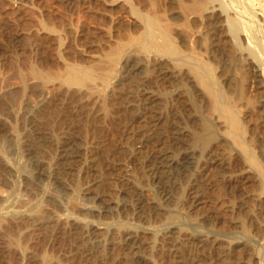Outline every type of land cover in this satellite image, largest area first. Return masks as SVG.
I'll return each instance as SVG.
<instances>
[{"label": "rangeland", "instance_id": "374dc122", "mask_svg": "<svg viewBox=\"0 0 264 264\" xmlns=\"http://www.w3.org/2000/svg\"><path fill=\"white\" fill-rule=\"evenodd\" d=\"M180 1L182 0H0V103H1L0 104V111H1L0 119L3 121V122L0 121V126H1L0 127V139L2 138L0 140V145L7 143L9 147L11 146L10 151L12 152L11 153L8 152L6 154H11V156L15 155L16 157L15 156L14 157L16 160L15 159L14 160L15 162L18 160V163L16 162V164H17V167L19 166V169L17 167L16 168L14 167L15 169L13 167L11 168L9 164L10 161L9 163L8 161H6V163L9 164L8 166L6 165V163L0 166V188H1L0 191H2V193L0 192V195H2V197L1 196L0 197L3 198L6 196L4 192L8 193L9 195L10 191L7 188L12 190L10 186H15V184L18 183V185L17 184L16 185L18 189H20L18 190L19 196L22 195L24 199L30 202L31 200L35 201L36 200L35 198H37L35 196L37 192L35 193V191H41L42 188L44 189L45 197L48 195L50 196L51 200L53 199L55 201V203L60 202V205L62 204L63 208L67 207L68 203H69L68 206H71L73 201L77 200L76 203H73V205L76 204V207L75 205L71 206L72 208L77 209L75 210L71 208L72 211L75 210V213L78 214L76 217L74 216L76 219L78 218L77 220L80 219L81 221L82 219L88 222L90 220L89 223H94L97 221L98 223H102L105 225L108 224V226L111 227L110 229H104L103 230L104 232L103 233L101 232L102 234L98 236L99 238L105 237L104 242L101 244L102 246L100 247L101 249L99 252L100 255L107 254V252H109V250L111 249L109 248L111 247V243L117 242L121 239L122 237L120 233L121 231L118 230L119 225L123 228L124 226H132V224L135 223L134 225L136 227L138 225L139 227H141V229L155 227L156 228V229L154 228L155 231L157 230L159 232H162L166 229L163 227L167 224L166 223L168 221L167 216L171 213H174V214L179 213L181 216H184L186 219H188L189 221L187 222L189 223L190 222L194 223L195 221V223L200 224L199 229L202 231L200 232L201 237H202L201 239L206 237V235L203 233H207V230H210V229L218 232L222 236H225V234L243 235V232H245L248 235L250 233L251 237L250 236L249 237L252 239L251 241L255 242V243L254 242L252 243L255 244L254 246H257L255 247L257 248L256 250L257 253L259 252L262 253L263 251H261V249L264 250V229L261 233L259 232L256 233L257 230L255 229L253 224L251 225V223H249L247 219L245 218V223H244L245 225L244 224L243 225L249 231H241L244 229L242 227V229L240 230L242 224H240L239 221L241 220L240 218L242 216L240 213L241 210H239V208L237 207V204H234L236 205V208H237L236 210L226 211L225 209L235 202L239 204V202H241V195L240 196L236 195V197H234L231 194V190L225 184L226 180H224L225 178L224 176L227 173V170H228L227 167L233 168L232 170H236L237 168L236 166L233 167L232 163L231 165L229 164L227 165L228 152H227V149L226 151H224L225 150L224 146L226 145L225 147H229V146L231 148L233 147L234 150H238L241 153H243L242 148L240 147L239 144H237L238 142H236L235 144L232 141L233 139L230 138L229 135L226 136L228 133L224 132L226 135L223 133V131H225L226 129L224 128V126L226 127V125H224L225 120L222 119L223 120L222 121L221 120L222 117L219 115V113L209 105L208 95L207 94L203 95V93L205 92H203L204 90L199 83H197L196 81H193V79L191 80V78L183 79L185 82L187 79L188 80L190 79L189 82L191 83V86L188 80L187 82L189 84L187 86V84L185 85L184 81H182L183 83H181L180 81L181 79H179V77L176 78L177 75L175 73H172V77L168 81L166 80L165 82V80H162L163 79L162 57L158 53L156 54V50L154 51L152 49L153 51L152 50L149 51L148 49L146 50L144 47L142 48L140 45H138V44H141V41L143 40L141 38L143 36L146 37L147 35V31H146L147 28L145 26L144 19L148 15L152 17L156 15L155 17L158 18L157 20H159L158 22L161 24V25L158 24L157 28L161 30L162 29L160 28L161 26L167 27L172 32L174 38H175V35L177 36L178 35L177 33L181 31L180 34H182L183 38H181V35L177 36L178 39L177 37L175 38L179 40V42H180L179 37L184 40V43L186 42L189 43L190 41H192V38L197 39L198 37H200V40L204 39L203 42H201V48L204 46L202 49L204 51L198 52V55H201L202 53L204 56L203 58L201 56L202 60L205 58L203 61L206 60L207 65L213 66L210 68L209 66L206 65L207 67L210 68L212 74L214 73L213 75H215L214 77L217 80V86L220 87L222 90L224 89L223 91L226 93L228 91L227 94L234 95V91H233L234 90V80L232 79V74H235L236 76H238V70L236 69L237 66L233 64L230 65V63L226 61L225 59L226 55H223V49H222L224 48L223 45H220V47L221 46L222 47L219 51L216 50V51H213V53L211 52L212 50L210 49L207 50L206 46L209 43L210 44L212 43L211 44L212 46L209 45V48L212 47L211 49H213L215 47L213 50L217 49L219 46L217 47L216 43H214L215 44L214 45L213 42H211L212 35H208L211 33H209L210 30L208 26H206L205 21H203L204 18L202 17L203 18L202 19L200 17L201 15L199 14L198 17H196L195 19L197 20L199 19L200 22H198L195 19L193 21L192 17H188L189 16L187 15L188 12L185 13L186 11L181 10L183 9L182 4H181L183 1L182 2ZM209 1L211 2V4H216V5H220V3L224 4L229 14L234 17H237V15L238 17H241L240 16L242 15L241 13H243V11H245L246 9L247 13L243 14L242 18L249 21L252 25L255 24L253 25V28L255 27L253 29L254 35L256 34L255 36L258 39L263 40L264 38V0H259L260 2H255L257 1L255 0L254 1L255 4H252V5H251V2L248 0H234V1L233 0H209ZM232 1L234 3L237 2V4L233 3L234 6H232ZM247 2H250V3H247ZM236 7L240 9V11L239 10L237 11ZM137 9L141 13V15L139 12H136ZM142 15L144 16L143 17L144 19H142ZM226 25L228 26V22H226ZM195 30H197L198 32L196 33ZM203 36H205L206 38ZM189 39L191 40L189 41ZM195 39H193L194 44L191 42L193 47L195 45V41H196ZM229 40L230 39H228V43L232 41V40L230 41ZM139 41L140 43H138ZM204 41H206L207 43ZM243 42L246 44H244ZM243 42H242V44H244L243 47H247L248 45H247V42H245V39ZM187 43L185 44V46H183V49L185 50V52L186 50L188 51L186 53H190L191 52L190 49L192 50L193 47H191L192 46L191 43L189 44ZM188 45L190 46V48H188L189 47ZM122 50L123 52H126L127 54L126 53L122 54ZM205 50L207 51V55H206ZM118 51H121L122 55H119L120 59L117 57V60H115V63H114L113 61L114 59L112 60V57H111L113 55L111 54L112 53L115 54ZM219 52H221L222 55H220L221 53L219 54ZM214 53H218V55L216 54V56H214ZM211 54L213 57L211 56ZM128 57L129 59H127ZM216 58L218 59L221 58V59L218 60ZM216 60H218L219 62H217ZM108 61H111V62L113 61L114 65H112L113 63L108 62ZM214 61L217 62L218 64H220V61H222L221 64L226 65V66L223 67L221 64L220 66L217 63H214ZM215 65L219 68H217ZM74 66L78 68L80 67L85 68L92 72H94V70H96L95 72L99 70L98 73H100V76L107 72V74L110 75V80L113 78L111 82L110 80H108L109 82H105V84L107 83L106 85L104 84V91L106 93L107 91L109 92L107 93L110 99L109 107L113 108L111 109L113 112H111L110 115H108L109 116L108 119L106 117L107 115L103 116L102 114L104 113L102 111H99L100 110L99 107L96 106L97 105L96 103H94L96 100L93 98L91 99L90 97H86L88 96V94L84 92L86 91L88 92V89L90 91L89 86L86 87L85 85L83 86V85L72 84L73 85L72 87L71 83L69 84V82L66 81V74L68 72V69ZM102 66H104L103 67L104 69L101 68ZM231 67L234 69H232ZM221 68L223 69V71ZM101 69L103 70L104 73L102 72ZM215 69H217L216 72H215ZM224 70H227L226 71L227 74ZM218 71L222 74L220 75ZM253 77L254 75L251 76L252 79H251L250 84L254 81ZM220 78H222L223 80L222 79L220 80ZM100 80L101 79L96 80L98 84L102 83V80L101 81ZM179 82L183 86H181ZM222 83L224 86H222ZM252 84H251L252 86L251 91L249 92H251L250 93L251 95L254 94L252 96L255 97V93H254L255 92L254 91L255 81ZM169 87H171V89ZM188 88H190V91ZM166 89L169 95L167 94ZM183 90H184V93H183ZM162 91L163 93L166 92V94H163ZM187 91H189V94H187ZM85 94L86 96H84ZM177 94H181V96L179 97L177 96ZM197 94L198 95L200 94V95L198 96ZM81 95L86 97V99H84V97H82ZM163 96H165L164 97L165 101L163 100ZM169 96L171 100L169 99ZM172 97H174L175 100ZM203 97H204V100H203ZM206 97L207 99H205ZM193 98L194 100H192ZM178 99L180 100V102H178L179 101ZM205 103H207V105ZM113 104L115 106H113ZM192 105L194 107L195 105H198L195 108L198 109L200 114L197 111H193V109L194 110L196 109L194 107L192 108ZM204 105H206L207 107H204V111H203L202 106ZM208 106H210V108ZM132 108L133 110L135 108H138V110L136 109L137 111L132 114L133 118L132 116H130L131 118H129L128 115L129 113H131L130 111H133ZM169 109L171 110V115L172 113H176V115L178 114L177 116L181 118L180 121H183L181 123L183 124L185 123L184 125L182 124V126L184 127L185 130L188 129L187 131L189 132V134L187 133L186 136L184 135L182 137V139L183 138L185 139L183 140L181 139L180 141L182 143L180 144L179 143L174 144L170 142L165 143L164 145L161 144L162 146L160 145V147H163L162 148L163 151H173L176 149L178 150L183 145L186 147L190 145L189 147H191L192 145L190 143L191 141L190 139H191L192 130L201 129L200 122L202 123L203 120L206 118H207L206 120L210 121L211 123H216L215 120L220 118V120H218L220 122H217L219 124H216V125H218V127H223V128H222V131L219 130L220 128H217V130H219L218 135L220 134L219 141L215 143L216 147H214L212 150L215 151L214 153L216 155L218 154L217 157L219 158L221 165L213 166L211 167V170L209 168L206 171V174L204 175V177H202L203 182L201 184L202 187H200V194H202V197L204 198V202L196 204V205L192 204L190 198L187 195L190 182H192V180H194L196 177L195 176L197 173L196 167L195 166L193 167L194 164L192 165L190 164L192 168L190 167V165H185L184 167L172 168L171 181L173 182V188H172V191L170 192V197L159 198V201H158L159 206H158V209H156V211L155 209L147 210V211H144V213L141 216H139V214L135 213L134 211L135 209L133 208L134 202L129 198L128 194L125 195L121 193L122 185L119 183L120 181L115 179L116 181L115 182L114 178H112L113 176L117 177V175H119V172L116 173V176L115 174L114 175L110 174L111 176L109 175V177L108 175H106L107 177L105 175L102 176L98 170V166L100 165L99 162L103 164L106 162L105 160L107 159L110 160V158H112L114 155H117L120 157L128 156L130 145L132 144L134 145V147L137 145L135 147L136 149L134 148V154H133L134 156H131V158L129 157V159H127L128 164L125 167H127V169L129 168V170H123L122 172L120 171V173L121 174L123 173L122 176L124 177L131 176L134 182L137 180L136 182L138 183L136 182L135 183L141 186V188H144L143 191H145L144 194L147 198L150 197V199L158 200L154 193L155 185L149 181L148 177H146L147 174L145 173L144 169L141 168V166L139 165L140 159H137V156H138L137 148L139 144L138 143L139 140L137 139H140L137 137L138 136L141 137V134H142L141 132H144L143 131L145 130L144 123H142L143 121L141 122L134 121L135 123H133V119H135V117L138 114L142 115L145 112L144 113L145 118L149 116L148 113L151 114L150 116H152L153 114L152 117L149 116L148 118H146L150 120V119L157 117L160 114L163 115V113H167ZM200 110H202L204 114L202 111L200 112ZM29 111H32L33 115L31 112L28 114L27 112ZM36 111L38 112V114L36 113ZM205 111H208V112H205ZM209 111H212L211 112L212 115L215 112L214 114L216 117L209 116L210 114ZM50 112L52 113V115L50 114ZM35 113H36V116H34ZM125 113L128 115H126ZM59 114H61V116H59ZM121 114H125V117L124 115H121ZM155 114L157 116H155ZM66 115L67 116L73 115L72 118L74 119L70 121L68 117L66 118ZM58 116L60 117V119L58 118ZM126 116H128L127 118L129 119H127ZM6 117H7V120H6ZM47 117H48V120L50 119L49 123L46 122L48 121ZM53 117L56 118L55 119V121L57 120L56 123L54 122ZM122 118L124 121H125V118L128 121L122 122L121 120ZM64 119H68L69 121L64 120ZM38 120L41 125L37 124L39 123ZM197 120H199L200 122ZM60 121H62V123ZM64 121L66 122L64 123ZM113 121L114 123H112ZM221 121L223 124L221 123ZM70 122H72L73 124ZM121 122L124 124H122ZM195 122L197 123L199 122L198 124L200 126H198V124ZM190 123L192 125H190ZM49 124H52V125L49 126ZM125 124L127 125V127H125L126 129H124V126H126ZM23 125H26L27 127L26 126L23 127ZM65 125L67 126L64 127ZM187 125L188 126L190 125L189 128ZM196 125L198 128L196 127ZM51 126L54 129L50 128ZM62 127L63 129H59ZM128 127L129 128L131 127L132 130L133 129L134 130L136 129V130L135 131L134 130L131 131V129L128 130L129 129ZM68 128L71 129V132L68 135V137L64 138L65 136H61V135H65L66 130H68ZM159 128H161V124L158 125V129ZM8 129L10 130L12 129L11 132L15 130V132L17 133L13 132V134H11L10 130ZM27 129L29 131H32V133L35 136L39 135L40 137L39 145L40 146L39 145L37 146L36 142L28 138L29 134L27 133L28 132ZM50 129L52 130L50 131ZM127 131H129V135L127 134L128 133ZM158 131L160 132L162 130L159 129ZM122 132L124 133V135ZM132 132H134L133 135H135L136 138L133 137V135L131 134ZM58 133H60L59 137H58L59 135ZM10 135L11 136L13 135L12 136L13 138H11ZM26 135H27V138H26ZM97 135L100 137H98ZM224 135L228 137V140L224 138L225 137ZM54 136L60 140V143H59V140L54 139ZM220 136L223 138L221 139ZM4 137L5 139L3 140ZM12 140L15 141L13 144H12L13 142ZM2 141L4 142L1 144ZM100 141L102 142L100 143ZM134 141H136L137 143L136 145ZM85 142L88 145H86ZM53 143L55 144L53 145ZM7 144H4V145L7 146ZM181 144L182 146H180ZM4 145L3 147H5ZM8 146L5 148L6 149L9 148ZM53 146H56L54 147L56 150L52 148ZM15 147L17 150L14 149ZM51 148L54 149V152L52 151V153L50 152ZM147 149L149 151L148 147ZM52 154L54 155L55 158L53 157ZM4 157H5V154H3V157L1 156L0 158H2L5 162V159L6 160L8 159ZM50 158L53 159L52 160L53 164H51L52 161ZM96 163L99 165H97ZM118 163L122 164L121 161H119ZM247 165L248 166L250 165L249 162H247ZM263 165L261 167V170H262L261 174L264 175ZM3 167H6L7 170ZM20 169H23V172ZM24 169L27 171V173ZM18 170L20 172H18ZM29 171H31V173ZM126 171H128V174ZM27 174H30V175L32 174V175L30 177ZM118 177H121V175ZM108 180H112V183L106 184ZM100 181H101V184H100ZM79 184L80 186L82 185L81 188ZM97 185H99L100 188H98L99 186L97 187ZM76 186H77V189H75ZM87 186H92L90 188L91 192L90 194L84 193L83 195L80 189H82V187H87ZM114 186H116L115 188L117 190L113 188ZM21 189L23 190V192L21 191ZM109 190L111 192L113 190L115 193L118 192L116 193V195L118 196H117V199H115L116 200L115 203H111L110 206L104 207L99 204V201H97L96 197L99 194H103V192H107ZM119 190H120V193H119ZM24 191H28V192L24 193ZM246 192L251 193L253 192V190L252 188H250V186L248 187L246 186L244 194H247ZM23 193L25 194V196L23 195ZM26 195L28 196L32 195V196H35V198L32 196L28 197ZM179 195H182V197L180 196L179 198ZM75 196L76 197L79 196V197L75 200L74 199L76 198ZM243 197L244 196H242V198ZM44 205L48 207V209L50 208V210L52 208L54 209V205L52 203H50L49 205L47 204V202H44ZM213 207L215 210L219 212L218 217L214 219L213 221H211V223H202V218L204 214L208 210L213 209ZM53 211L55 212L53 213L55 214V216L65 215L64 213H66V215L67 213L69 215L71 214L70 207L62 211L63 214H61V212L56 211V210H53ZM70 217L73 218V216H70ZM126 222H127V225H126ZM189 223H188V226H189ZM115 227H116V230H115ZM238 231H240V233ZM245 233L244 235H246ZM39 234L37 235V239L35 240L36 245L34 244L35 242H33L34 245H32V248H30L27 251L28 256L32 259V262L29 259H26L25 256H23L18 261V264L20 263L21 264L22 263L23 264H36V263L39 264L38 262H42L43 258L46 260V257L49 262H52V264H62L63 262L61 261V259H64V257L68 255L67 251H70L69 244L67 245L68 247H66L60 243L62 242L61 240L59 242L54 241L53 238L55 237L54 235L56 233H54L53 235L54 237L53 236H51L52 238L50 237L49 242H47L48 240L45 242L41 241L43 244L41 242L40 244H38L39 242H37V240L38 239L40 240L41 236L43 235L41 234V232H39ZM1 240L2 241L5 240L3 239L2 235L0 236V241ZM71 243H73V241ZM141 243L143 247L139 251V253L150 258L151 260H153L155 256H157L161 252L163 253V252L171 251V249H169L168 246H166L163 250H160L158 239L154 238V236L149 232H144V234L142 233ZM3 244L0 243V245H3ZM66 248L68 250H66ZM112 254L118 257V253L112 252ZM223 254L224 253H220L221 257L224 256ZM6 255L8 257L5 256V254L0 256V264H12V257H10L11 254L8 252V254ZM230 257L238 258V260H236L237 264H247V261H249L247 252H245V250L242 251V249L240 248H238V250H236L234 254H231ZM44 259H43V262H44ZM28 260H29V263L27 262ZM66 263L70 264L69 261H67ZM148 264H154V263H148ZM258 264H264V258L262 259L261 263H258Z\"/></svg>", "mask_w": 264, "mask_h": 264}, {"label": "bare ground", "instance_id": "6f19581e", "mask_svg": "<svg viewBox=\"0 0 264 264\" xmlns=\"http://www.w3.org/2000/svg\"><path fill=\"white\" fill-rule=\"evenodd\" d=\"M182 1H180V2H182L181 4H182V8H183L181 10L186 11L185 13L188 12L187 13V15H189L188 17H192L193 21L200 14L201 15L200 17L204 18L203 21H205L206 26H208V28L210 30L209 33H211V34H208V35H212V37L210 36L212 38L211 42H213V44L216 43L217 47L219 46L217 49L213 50L215 47L213 49H211L212 47L209 48V45L212 44V43L211 44L209 43L206 46L207 50L210 49V50H212L211 52L213 53V51H216V50L219 51L222 47V46L220 47V45H223V47H224V48H222L223 49V55H226V57H225L226 61H228L230 63V65L233 64V65L237 66L236 69L238 70V76H236L235 74H232V79L234 80V90H233L234 95L227 94L228 91L226 93L223 91L224 89L222 90L220 87L217 86V80L214 77L215 75H213L214 73L212 74V72L210 70V68L213 67L210 64L211 62L209 63L211 66L207 65V61L206 60L203 61L205 58L202 60V58L204 57L203 54L201 53V55H198V52L204 51V50H202L204 46L201 48V42H203L204 39L200 40V37H198L199 35L197 36L198 37L197 39L192 38V41H190L191 39H189V41H190V42L188 41L189 43L192 42L194 44L193 39H195L196 41H195L194 47L191 43V45H192L191 47H193L192 50L190 49L191 52L186 53L188 51L186 50V52H185V50L183 49V46H185V44L187 42L184 43V40L181 39V38H183L182 34H180L181 31L180 32L178 31L179 33H177L178 35H181V38L179 37V39H180V42H179V40H177L178 35L177 36L175 35V38L177 37V39H175L172 32L167 27L161 26L160 27V28H162L161 30L159 28H157L158 24H160V23L158 22L159 20H157L158 18L155 17L156 15L153 17L148 15L145 17V19L143 18L144 16L142 15V19H144L145 26L147 28V30H146L147 35H146V37L143 36L141 38V39H143L142 41L140 39L141 44H138V43H140V41L137 44L140 45L142 48L144 47L146 50L148 49L149 51L152 49L154 51L156 50V54L158 53L162 57V64H163V79L162 80H165V82H166V80L168 81L172 77V73H175L177 75V76L175 75L176 78L179 77V79H181L180 80L181 83H183L182 82V81H184L183 79H186V78H191V80L193 79V81H196L197 83H199L204 90L203 92H205V93L202 92L203 95H206V94L208 95L209 105L219 113V115L222 117L221 120L222 119L225 120L224 125H226V127L224 126V128H226V129H225V131H223V133L224 132L228 133L227 135L225 133L224 134L226 136L229 135V137L233 139L232 141L235 144H236V142H238L237 144H239L243 150V153H241L238 150H234L233 147L231 148L230 146L229 147H225L226 145L224 146V148H225L224 151H226V149H227V152H228V154H227V157H228L227 165L228 164L231 165V163H232L233 167L236 166V168H237L236 170H232L233 168L227 167L228 170L224 176L225 177L224 180H226L225 184L231 190V194L234 197H236V195H238V196L241 195V202H239V204L234 201L235 203H233L232 205L228 206V208H225V209H226V211L236 210L237 208H236V205H234V204H237V207L239 208V210H241L240 213L242 216V217L239 216V217H241L240 218L241 220L239 222H240V224H242L240 230L243 227L244 230H241V231H249L244 226L245 225L244 224L245 218H246L247 221L249 223H251V225L253 224V226L257 230L256 233H258V232L261 233L264 229V175L261 174V171H262L261 167L264 164V97H263L264 96V77H263V75H264V38H263V40L258 39L255 36L256 34L254 35V32H253V29L255 28V27L253 28V25H255V24L252 25L249 21L242 18L243 14L247 13L246 9H245V11H243V13H241L242 14V15H240L241 17H238V15H237V17H238L237 18V17L231 16L229 14V12L227 11V8L225 7V5L221 4V3H220V5L211 4V2L209 0H182ZM233 1H232V6H234ZM248 1L251 2V5L255 4V2H260L259 0H257V1L248 0ZM242 2H244V1H242ZM250 2H247V3H250ZM252 2H254V3H252ZM230 3H231V1H230ZM234 4H237V2ZM228 5H230V4H228ZM243 7H244V5H243ZM138 9L136 10V12H139ZM233 9H234V7H233ZM241 9H243V8H241ZM236 10L240 11V9H238V8ZM185 13H184V15H185ZM140 15H141V13H140ZM195 20H197V19H195ZM197 21L200 22L199 19ZM226 22H228V26L226 25ZM163 24H165V23H163ZM197 24H199V23H197ZM195 32L197 33L198 31L195 30ZM203 37H205V36H203ZM188 38H187V40H188ZM228 39L232 40V41L229 40L231 44L228 43ZM244 39H245V42H247V45H248V46L246 45L247 47H243V45L246 44L243 42ZM187 40H185V41H187ZM205 40H207V39H205ZM178 42L181 44H179ZM204 42H206V41H204ZM242 42L244 44H242ZM189 43H187V44H189ZM226 43H228V44H226ZM188 48H190V46ZM115 49H116V47H115ZM120 49H122V48H120ZM205 52L207 55L206 50H205ZM123 53H126V52H123V50H122V54ZM220 53L221 52H219V54ZM122 54H121V51H118L115 54L112 53L111 55H113V56H111V55L110 56L112 57V60L114 59L113 61L115 63V60H117V57L119 58L120 57L119 55H122ZM216 54L218 55V53H214V56H216ZM220 55H222V53ZM201 56H202V58H201ZM211 56H212V54H211ZM111 57H110V59H111ZM127 59H129V57ZM216 59H218V58H216ZM219 59H221V58H219ZM218 60H216V61L219 62ZM113 61L112 62L108 61V62L113 63ZM217 62L214 61V63H217ZM114 63L112 65H114ZM221 63H222V61H220V64ZM126 64H127V62H126ZM220 64H218V65H220ZM97 65H98V63H97ZM206 65L209 66L210 68L207 67ZM222 66L225 67L226 65H222ZM103 67L104 66H102L101 68H103ZM108 67H110V66H108ZM217 68H219V67H217ZM232 69H234V68H232ZM216 70L217 69H215V72H216ZM227 70H228V68H227ZM227 70H224V71L226 72ZM95 71L96 70H94V72H92V71H89L88 69L81 68V67L78 68L75 66L70 67L68 69L67 74H66V81H68L69 84L71 83V85L76 84V85H83V86L85 85L86 87L89 86L90 91L87 88L89 93L87 91L84 92V93L88 94V96H86V94L84 96L90 97L91 99L92 98L95 99L96 101L94 103H96L97 104L96 106L99 107V109H100L99 111H102L104 113V114H102L103 116L107 115L106 117L108 119V117H109L108 115H110V113L113 112L111 110L113 108L109 107V105H110L109 100L110 99H109V95L107 94L109 92L107 91V93H106L104 91V84H105V82H109L108 80H110V75L107 74V72H106L107 70L105 71L106 73L101 75V76H100V73H98L99 70H97V72H95ZM222 71H223V69H222ZM102 72H103V70H102ZM221 74L222 73H220V75ZM226 74H227V72H226ZM233 75H235V76H233ZM253 75H254L253 80L255 81V84H254L255 97L252 96L254 94L251 95L250 94L251 92H249V91H251V87H252L251 84L254 82L253 81L250 84L251 79H252L251 76H253ZM222 78H224V77H222ZM222 78H220V80ZM97 79L98 80L101 79L102 83L98 84V82L96 81ZM111 80H110V82H111ZM178 80H177V82H178ZM187 80H186V82H187ZM189 80H188V82H189ZM96 82H97V84H96ZM186 82L184 81L185 85L187 84V86H188V84L190 82L189 83L188 82L186 83ZM236 84H237V86H236ZM181 86H183V85L181 84ZM190 86H191V83H190ZM222 86H224L223 83H222ZM72 87H73V85H72ZM105 87H107V86H105ZM169 88L171 89V87H169ZM190 88H188L189 91H190ZM194 88H195V86H194ZM185 90H187V89H185ZM189 91H187V94H189ZM10 92H11V90H10ZM166 92H167V89H166ZM166 92L163 93V91H162L163 94H166ZM171 93H172V91H171ZM183 93H184V90H183ZM197 93H199V92H197ZM167 94H168V92H167ZM181 94H177V96L180 97ZM231 94H232V92H231ZM81 96L84 97L83 95H81ZM165 96H163V100H164ZM82 97H81V99H82ZM86 97H84V99H86ZM172 98L174 99V97H172ZM89 99H88V101H89ZM169 99H170V96H169ZM205 99H207V97ZM167 100H168V98H167ZM192 100H194V98ZM203 100H204V97H203ZM176 101H177V99H176ZM184 101H185V99H184ZM79 102H77V103H79ZM178 102H180V100ZM207 103H205V104L207 105ZM206 105L202 106L203 111H204V107H207ZM113 106H115V105L113 104ZM197 106L198 105H195V107H197ZM210 106H208V107L210 108ZM193 107L194 106L192 105V108ZM32 109H34V108H32ZM38 109H40V108H38ZM136 109L138 110V108H135L134 110L132 108L133 111H130V109H129V111L131 113H129V115H128V114H126L127 113L126 112L125 114L128 115L129 118H131L130 116H132V114L137 111ZM195 109L196 110L193 109V111H197L199 113L198 109L197 108H195ZM199 109H201V108H199ZM202 110H200V112ZM32 111H29L27 113L28 114L30 112L32 113ZM172 111H174V110H172ZM205 112H208V111H205ZM209 112L211 114L212 111H209ZM27 113H26V115H27ZM36 113L38 114L37 111H36ZM36 113L34 114V116H36ZM144 113L142 115L138 114L135 117V119H133V123H135L134 121H136V122L143 121L142 123H144V129H145V130H143L144 132H141L142 133L141 137H139V136L137 137V138H140V139H137V140H139V142L137 141L139 143L138 148H137V154H138L137 159H140V161H139L140 163L138 161L137 162L139 163L141 168L144 169L145 173L147 174L146 177H148L149 181L155 185V192L154 193H155V196L157 197L158 200L150 199V197H148L149 198L148 199L144 194V192H145V191H143L144 188H141V186L136 184V183H138V182H136L137 180L135 181L136 182L135 183L131 176L130 177H128V176L124 177V176H122L123 173L122 174L120 173V171L122 172L123 170H129V168L127 169V167H125V166H127V164H128L127 159H129V157L131 158V156H134L133 155L134 154V148L137 146L136 141H134L135 145H136L135 147L132 144L130 145V148H129L130 153L128 152V156H121L120 157V156L114 155L112 158H110V160L104 159L106 162L103 164H101V162H99L100 165L96 163L97 165H99L98 170H99L100 174L102 176L108 175V177H109L110 174H112V175L115 174V176H116V173L119 172V175H117V177L113 176L112 178H114V181H115V179L120 181L119 183L122 185L121 193H123L125 195L128 194L129 198L134 202L133 208L135 209L134 210L135 213L139 214V216H141L144 213V211L154 210V209L156 211V209H158V206H159V204H158L159 198L170 197V192L172 191V188H173V182L171 181V175H172L171 170H172V168L184 167L185 165L194 164L193 167L194 166L196 167L197 171L196 170L195 171L197 173L195 172L196 173L195 179L192 180V182H190V186L188 185L189 189H188L187 195L190 198L193 205L203 203L204 198L202 197V194H200V187H202L201 184L203 182L202 177H204V175L206 174V171L209 168L211 170V167L216 166V165L217 166L221 165L219 158L217 157L218 154L216 155L214 153L215 151L212 150L214 147H216L215 143L219 141V135H220V134L218 135L219 130L222 131V128H223V127H218V125H216V124H219L217 122H220V121H218V120H220V118L217 120L214 119L216 121V123H211L210 121L206 120L207 118L204 119L202 117L204 120L201 123L199 121L201 119V117H200V119L197 121L200 122L201 126L198 124L199 122L198 123L195 122V123H197L198 126L201 127V129L192 130L191 139H190L191 141L188 139L192 145L191 147H189L190 145L188 147L183 145L184 146L183 147L181 144L180 146H182V147H180V149H178V150L176 149L173 151H163V149H162L163 147H160L161 144L164 145L165 143H168V142L174 143V144L182 143L180 140L182 139V137L184 135L186 136L187 133L189 134V132L187 131L188 129L187 130L184 129V127L182 126L183 123H181L183 121H180L181 118H179L177 116L178 114L176 115V113H172V115H171L170 109L167 111V113H163V115L159 113L160 115L157 116L155 114V116H157V117L150 119V120L146 119V118H148L151 114L148 113L149 116H147L145 118ZM214 113H213V115L212 114L210 115L209 113L208 114H209V116L216 117ZM50 114L52 115L51 112H50ZM61 114H59V116H61ZM125 114H121V115H124V117H125ZM203 114H204V112H203ZM32 115H33V113H32ZM53 115H54V113H53ZM59 116H58V118L60 119ZM72 116L73 115H68V116L66 115V118L68 117L69 120L71 121L74 119V118H72ZM128 116H126V118ZM152 116H153V114H152ZM152 116H150V117H152ZM37 117H38V115H37ZM113 117H114V115H113ZM3 118H5V117H3ZM123 118L121 119L122 122L124 121ZM126 118H125V121H128V120H126ZM129 118H127V119H129ZM132 118H133V116H132ZM53 119H54V122L56 123V121H57V120L55 121L56 118L53 117ZM6 120H7V117H6ZM6 120H4V121H6ZM47 120H48V117H47ZM49 120L46 122L49 123ZM64 120H68V119H64ZM214 120H213V122H214ZM0 121H2V120L0 119ZM51 121H53V120H51ZM62 121H60V122L62 123ZM222 121H221V123H222ZM7 122H6V124H7ZM38 122H39V120H38ZM65 122L66 121H64V123ZM72 122H70V123H72ZM67 123H69V122H67ZM112 123H114V121ZM129 123H130V121H129ZM142 123H141V125H142ZM37 124L39 125L40 122ZM122 124H124V123H122ZM126 124H127V122H126ZM159 124H161V128H159V129L162 130L160 132L158 131L159 130L158 129ZM50 125H52V124H49V126ZM54 125H56V124H54ZM190 125H192V124L190 123ZM193 125H195V124H193ZM25 126L26 125H23V127H25ZM37 126H36V128H37ZM66 126L67 125H65L64 127H66ZM69 126H70V124H69ZM138 126H140V125H138ZM189 126H188V128H189ZM125 127H127V125L124 126V129H126ZM136 127H137V125H136ZM196 127H197V125H196ZM50 128H52V126ZM69 128H68V130H66V133L64 132L65 135H61V136H65L64 138L68 137V135L71 132V129H69ZM217 128H220V129L217 130ZM52 129H54V128H52ZM52 129H50V131ZM59 129H63V127L59 128ZM65 129H67V128H65ZM130 129H131V131L134 130V129L132 130L131 127L128 130H130ZM8 130H10V129H8ZM11 130H10V132H11ZM27 131H28L27 133L29 134L28 138L30 140H33L34 142H36V144L38 146L40 144L39 135L35 136L32 133V131H29L28 129H27ZM122 131H124V130H122ZM13 132L17 133V132H15V130ZM13 132H11V134H13ZM127 132H128L127 134L129 135V131H127ZM55 134H56V132H55ZM58 134H59L58 135V137H59L60 133H58ZM61 134H62V132H61ZM131 134L133 135L134 132H132ZM123 135H124V133H123ZM136 135H138V134H136ZM12 136H11V138H13ZM56 136H57V134H56ZM121 136H122V134H121ZM226 136L224 138H226L228 140V137H226ZM98 137H100V136H98ZM133 137H135V135H133ZM26 138H27V135H26ZM222 138L223 137H221V139ZM4 139H5V137L3 138V140ZM16 139H17V137H16ZM16 139H14V140H16ZM54 139L59 140L55 136H54ZM183 139H185V138H183ZM61 140H63V139H61ZM3 142L4 141H2L1 144ZM14 142L15 141H13L12 144ZM101 142L102 141H100V143ZM116 142H117V140H116ZM221 142H223V141H221ZM226 142H228V141H226ZM59 143H60V140H59ZM4 144H7V143H4ZM54 144L55 143H53V145ZM222 144H224V143H222ZM3 145H0V157L1 156L3 157V154H5V157L8 160L5 159V162H4V160L2 158H0V166L4 165V163H6V161H8V163L10 161L9 164H10L11 168L12 167L16 168L17 167L16 162L18 163V160L15 162L16 156L12 155L13 156L12 157L11 154H6L8 152H10V153L12 152V151H10L11 146L9 147L7 144V146L9 147V148H7L9 150L8 151L5 148L7 146L4 145L5 147H3ZM86 145H88V144L86 143ZM128 146H129V144H128ZM210 146H211V148H210ZM218 146H220V145H218ZM12 147H13V145H12ZM54 147H56V146H53L52 148H54ZM147 147L149 148V151H148ZM52 148L50 149L51 153H52V151L54 152V149H55V148L54 149H52ZM14 149H16V147ZM144 150H146V151H144ZM16 154H17V152H16ZM219 154H221V153H219ZM223 154H225V153H223ZM85 155H87V154H85ZM53 157H54V155H53ZM102 158H104V157H102ZM52 160L53 159H51V161ZM119 161H121L122 164L118 163ZM247 162H249V164H250L249 166L247 165ZM9 164L6 163L7 166ZM19 164H20V162H19ZM51 164H53V161ZM51 164H50V166H51ZM191 165H190V167H191ZM3 168L6 169V167H3ZM17 168L19 169V166ZM25 169H27V168H25ZM20 170L23 172V169H20ZM18 172H20V171L18 170ZM29 172L31 173V171H29ZM126 172L128 174V171H126ZM26 173H27V171H26ZM168 173H170V174H168ZM10 174H11V172H10ZM124 174H125V172H124ZM27 175H29L31 177L30 174H27ZM120 175H121V177H118ZM101 178H103V177H101ZM221 178H223V177H221ZM104 180H105V178H104ZM111 183H112V180H108L106 184H111ZM13 184H15V183H13ZM16 184L18 185V183H16ZM16 184H15V186H10V188H12V190L6 187L10 191L9 195H8V193H6L4 191L3 192L6 194V196L4 195L5 197L1 198L2 195H0L1 196L0 197V236L2 235L3 239H5L4 241L1 240L2 242L0 241V243H2V244L4 243L3 245H0V256H2L4 254H5V256H7L6 254H8V252H9L11 254L10 257H12V264H18V261L23 256H25L26 259H29L32 262V259L28 256L27 251L30 248H32V245H34V244L36 245L35 240L37 239V235L39 234V232H41V234H43V235L41 236L40 240L39 239L37 240V242H39L38 244H40L41 241L45 242L48 240L47 242H49L50 237L53 236L54 233H56L54 235L55 237L53 236L54 241L59 242L61 240L62 242H60V243L66 247H68L67 245L69 244L70 251H67L68 255L65 256L66 258L64 257V259H61V261L63 262L62 264H67L66 263L67 261H69L70 264H148V263H154V264H235L236 260H238V258H232L234 255L232 257H230V256H231V254H234L235 251L238 250V248L242 249V251L245 250V252H247L248 260H249V261H247V264L248 263L249 264L250 263H252V264L261 263L262 259L264 258V254H262V253H264V250L261 249V251H263L262 253H260L259 251H258L259 253L256 252L257 248H255V247H257V246H254L255 242L251 241L252 239L250 238L251 237L250 233H249V235L246 234L245 232H243V235H238V234L237 235H235V234L234 235L233 234L227 235V234H225V236H222L218 232L210 229V230H207V233H203L206 235V237L201 239L202 237H201L200 232H202V231L199 229L200 224L195 223V221H194V223L193 222L189 223V222H187L189 220L186 219L184 216H181L179 213H178L179 214L178 215L177 213L174 214L171 212H170L171 214H169L167 216V218H168V221L166 222L167 224L163 227L166 229L162 232H159L157 230L155 231V229H156L155 227H153V228H142L141 229V227H139L138 225L136 227L134 225L135 223H133V224L130 223V224H132V226H124L123 228L119 225L118 230L121 231L120 232L121 236H122L121 239L117 242L111 243V247H109L111 249L109 250V252H107V254L100 255L99 254V252L101 250L100 247L102 246L101 244L104 242L105 237L99 238L98 236L104 232L103 231L104 229H110L111 227L108 226V224L105 225L102 223H98L97 221H96L97 223L94 221H93L94 223H89L90 220H89V222L82 220V219H81V221H80V219L77 220L78 218L77 219L75 218L78 215L77 213H75V210H77V209L72 208L71 206L75 205V207H76V204L73 205V203H76V201H77L76 199L79 196L78 197L75 196L76 198L73 197L76 201H73V203L71 201V203H72L71 206H68L69 203L68 204L66 203L67 207L63 208L62 204L60 205V202L55 203V201L53 199L51 200L50 196H48V195L45 197L44 189L41 187L42 188L41 191H35V193L37 192L36 195L34 193V195L37 198H35V196H32L33 194L29 195V196L26 195L28 197L32 196L36 199V200L34 199L35 201L29 199V200H31V202H30V201L24 199V197L21 194L20 195L23 198L21 196H19L18 190H20V189H18ZM100 184H101V181H100ZM99 185H97V187ZM77 186L75 189H77ZM79 186H80V184H79ZM81 186H80V188H81ZM209 186H210V184H209ZM246 186L247 187L250 186V188H252L253 192H251V193L246 192L247 194H244ZM91 187L92 186L82 187V189H80V190L82 191L83 195H84V193L90 194V192H91L90 188ZM115 187L116 186H114L113 188H115ZM98 188H100V186ZM0 190H1V188H0ZM110 190L107 192H103V194H99V195L97 194L98 196L96 198H97V201H99L100 205H102L104 207H108L111 205V203L116 202L115 199H117V196H118V195H116V193H118V192L115 193L113 190H112V192ZM21 191L23 192L22 189H21ZM0 192L2 193V191H0ZM25 192L27 193L28 191H24V193ZM24 193H23V195L25 196ZM119 193H120V190H119ZM180 196L182 197V195H179V198H180ZM242 196H244V197L242 198ZM74 199H72V200H74ZM234 200H235V198H234ZM79 201H81V200H79ZM44 202H47V204H49V205H50V203H52L54 205V209L53 208L51 210H50V208L48 209V207H46L44 205ZM64 206H66V205H64ZM68 207H70V213L72 215L71 214L69 215L68 213H67V215H66V213H64L65 215H61V214H63L62 211H64L66 208L68 209ZM71 208L75 209V210L72 211ZM98 209H100V208H98ZM53 210L61 212V214H60L61 216H55V214H53V213H55ZM92 213H93V211H92ZM93 215H94V213H93ZM97 215H98V213H97ZM218 215H219V212L217 210H215L213 207V209L208 210L204 214V216L202 218V223H211V221L216 219L218 217ZM70 216H73V218ZM82 218H84V217H82ZM188 223H189V226H188ZM126 225H127V222H126ZM116 227H115V230H116ZM159 230H161V229H159ZM42 231H43V233H42ZM144 232H149L154 236V238L158 239L160 250H163L166 246H168V248L171 249V251L170 252H163V253L161 252L160 254L155 256V258L153 260H151L150 258L140 254L139 251L143 247L142 243H141V237H142V233L144 234ZM238 232L240 233V231H238ZM111 233H113V232H111ZM117 233H119V232H117ZM244 233L246 235H244ZM58 234H60V235H58ZM199 234H200V236H199ZM61 235H62V237H61ZM72 241H73V243H71ZM33 242H35V243L33 244ZM252 242H254V243H252ZM66 250H68V249L66 248ZM112 252L118 253V257L114 256L112 254ZM220 253H224L223 255L225 256V258H224V256L221 257ZM43 259H42V262H38V263L39 264L40 263L52 264V262H49L47 260V257H46V260L44 259V262H43ZM29 260L27 261L28 263H29Z\"/></svg>", "mask_w": 264, "mask_h": 264}]
</instances>
